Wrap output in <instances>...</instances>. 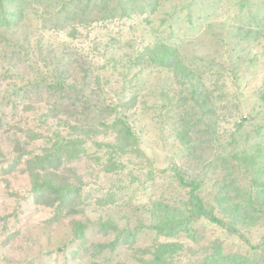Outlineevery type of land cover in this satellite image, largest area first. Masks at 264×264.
<instances>
[{
    "label": "rangeland",
    "instance_id": "1",
    "mask_svg": "<svg viewBox=\"0 0 264 264\" xmlns=\"http://www.w3.org/2000/svg\"><path fill=\"white\" fill-rule=\"evenodd\" d=\"M125 1L114 0L111 5ZM141 1L133 4L138 13L143 9ZM56 3L42 0L35 9L29 8L26 21L7 35L13 46L23 45L25 54L14 51L0 35V75L8 70L14 75L0 78V100L15 81L22 84L35 75V69H47L46 63L55 67L58 58L69 55L68 91L78 103L63 106L65 116L78 122L102 119L108 103L123 89L125 71L106 69L113 64L97 55L87 56L83 49L97 40L103 51L102 42L116 45L120 40L121 47L110 48L107 55L124 59L131 53L126 46L129 39L138 41L144 32L148 41L165 38L181 44L190 66L198 63L197 76L188 81L179 74L168 77L155 72L140 81L141 103L130 107L129 113L141 149L116 154L120 167L105 168L111 136L79 137L84 141L81 156L63 168L73 181V171L82 180L70 203L75 212L36 200L20 154L50 145V130L65 126L58 116L47 117L50 106L58 104V93L33 89L28 100L23 95L16 105H0V264H150L156 244L167 241L182 244L175 255L177 264H196L217 246L264 264V245L259 244L264 216L237 218V228L253 244L258 242L257 248L205 218L193 223V236H161L152 228L157 202L183 209L189 197L175 166L187 179L197 180L202 195L216 206L226 184L227 197L242 204L248 199L243 193L255 171L235 168L236 160L227 157L232 149L247 150L259 176L263 175L264 0H203L201 8L192 6L188 12L182 9L187 0H163L156 13L128 19L127 27L137 25L135 31L120 34L112 24L103 30L96 23L95 29L80 28L74 38L52 30L53 15L46 21L37 16V8L48 13ZM175 8L176 14H171ZM97 73L101 81L95 79ZM195 89L193 101L181 107L178 99ZM241 120L243 125L236 130ZM181 131L187 135L181 137ZM75 222L85 225L81 237L76 236Z\"/></svg>",
    "mask_w": 264,
    "mask_h": 264
},
{
    "label": "trees",
    "instance_id": "2",
    "mask_svg": "<svg viewBox=\"0 0 264 264\" xmlns=\"http://www.w3.org/2000/svg\"><path fill=\"white\" fill-rule=\"evenodd\" d=\"M42 0H0V35H4L8 41L9 47L22 54L23 45L13 46L10 42V33L14 32L22 23L26 21L29 8L35 9ZM56 7L51 12L42 11L40 8L36 9L37 16L42 20H49L51 17L55 19L52 25V30L56 32H64L71 38L77 37L80 28L87 30L95 29L100 25L103 30H107L114 25L120 34L126 30L135 31L137 25H129L127 27L128 19L138 20L144 17L145 14L150 16V13H156L163 0H143V9L138 13L135 3L140 0H126L123 4L111 5L114 0H55ZM203 0H187L186 9L195 6L201 8ZM140 4V3H139ZM149 8V10H148ZM176 8L171 14H176ZM39 13V14H38ZM170 14V17H171ZM48 15V16H47ZM94 15V16H93ZM93 16V17H92ZM171 20V19H170ZM94 26V24H96ZM112 24V25H110ZM139 25V24H138ZM169 30L173 31L175 28L173 23L169 24ZM128 28V29H125ZM150 34V33H149ZM146 33L137 41L136 38H131L126 46L130 47L131 53H127L124 59H117L113 56H108L109 49L117 50L121 47L119 40L116 45L110 44L106 41L101 43L97 40L93 41L92 45L87 46L84 52L87 56L102 57L106 63H112V66L105 64L106 69L113 67L118 70L119 74H123V89L118 91L117 97L108 103L105 108L106 117L97 121H82L79 122L69 120L65 116V109L63 106H72L77 104L76 99L69 94L68 87L70 86L67 74L65 71L70 67L71 62L68 56L58 58V64L55 67H50L46 63L43 70L35 69V75L29 76L27 80L20 84L15 81L6 91L5 96L0 100V105H16L18 99L23 95L25 99H29L33 89H43L58 93V104L53 103L47 112V117H57L63 119L64 127H58L56 130H50V145L44 147L40 151H21L20 154L24 158L26 170L31 177L32 191L38 202L46 203L49 206H57L58 210L65 208L72 211L71 201L79 194L81 187L79 182L81 178L73 171V181L65 174L63 169L70 161H73L81 156L82 145L84 141L79 137H96L97 135L108 134L112 137V141L106 143L109 157L105 163L106 171L114 170L119 166V162L115 159L116 154H125L128 152L140 151V141L138 133L134 129L131 122V115L129 108L135 104L141 103V90L147 76L153 75L155 72L159 74H166L170 77L172 74H179L184 80H192L197 76L195 68L198 65L190 66L185 60L184 54L180 49L181 44L169 41L165 38H155L151 40L145 39ZM88 36V34H87ZM17 44V43H16ZM19 48V49H17ZM28 56V54H26ZM28 60V59H27ZM62 68V73L59 72ZM102 68H105L102 65ZM58 70V72H57ZM6 76H14L10 71H6L0 75V78L5 79ZM130 76V77H129ZM22 78V77H21ZM95 79L101 81L99 73L96 74ZM74 86V85H73ZM125 91V92H124ZM195 90L190 95L178 99L179 105L187 106L195 98ZM124 92V94H122ZM167 93V92H166ZM165 93V95H167ZM27 99V100H28ZM84 101L82 97H77V100ZM70 101V103H68ZM146 101V100H144ZM142 101V102H144ZM197 103V102H196ZM13 107V106H11ZM52 114H50V112ZM58 112V114L56 113ZM243 125V120L237 123L236 130H240ZM64 128H70L72 131H66ZM181 137L187 134L184 131L179 132ZM38 136V135H37ZM26 148V147H23ZM263 156H264V147ZM226 159L225 156H221ZM234 162V167L238 170L244 169L254 170L255 172L249 187L246 189L245 195L248 197L247 201H235L227 197L228 187L226 184L217 196L218 206L211 204L205 199L201 193V186L195 179H187L183 174L179 173L177 167V175L182 185L189 188V197L186 201L185 207L182 209L178 206L157 202L155 204V211L152 214V228L161 236H175L179 233H186L188 236H193V223L205 218L213 223H216L228 230L237 232L250 246L257 248L258 242L252 243L249 237L241 233L237 228L238 222L246 221L250 218L264 216V171L262 177L259 176V168H256L255 159L249 156L247 150L238 152L232 149V152L227 155ZM227 160V159H226ZM264 169V167H263ZM230 171V170H229ZM78 181V182H77ZM78 184V185H77ZM230 184H233L230 182ZM229 198V199H228ZM46 199V201H42ZM70 212V213H71ZM256 213V214H255ZM240 217L239 220L237 218ZM78 226L76 236L81 237L84 233L82 223L75 222ZM105 226V224H102ZM120 237V235H118ZM259 244L264 245V236L259 240ZM182 248V244L178 242H159L156 244L152 253L150 264H177L175 261L176 253ZM196 264H257L253 258L245 255H238L233 253H225L217 246L215 251L206 255L201 261Z\"/></svg>",
    "mask_w": 264,
    "mask_h": 264
}]
</instances>
